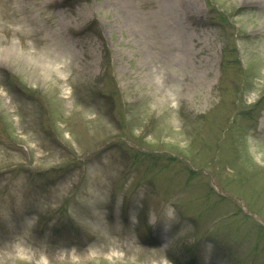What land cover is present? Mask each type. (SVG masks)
I'll list each match as a JSON object with an SVG mask.
<instances>
[{
  "label": "rangeland",
  "instance_id": "374dc122",
  "mask_svg": "<svg viewBox=\"0 0 264 264\" xmlns=\"http://www.w3.org/2000/svg\"><path fill=\"white\" fill-rule=\"evenodd\" d=\"M173 263L264 264V0H0V264Z\"/></svg>",
  "mask_w": 264,
  "mask_h": 264
},
{
  "label": "bare ground",
  "instance_id": "6f19581e",
  "mask_svg": "<svg viewBox=\"0 0 264 264\" xmlns=\"http://www.w3.org/2000/svg\"><path fill=\"white\" fill-rule=\"evenodd\" d=\"M186 40V39H185ZM184 40V41H185ZM182 52H183V55L186 57L187 54L190 52V48L188 46V44L186 42L183 43V46H182Z\"/></svg>",
  "mask_w": 264,
  "mask_h": 264
}]
</instances>
